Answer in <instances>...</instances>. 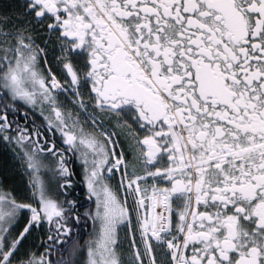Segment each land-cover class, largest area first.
I'll return each instance as SVG.
<instances>
[{"label": "snow or ice", "instance_id": "obj_1", "mask_svg": "<svg viewBox=\"0 0 264 264\" xmlns=\"http://www.w3.org/2000/svg\"><path fill=\"white\" fill-rule=\"evenodd\" d=\"M0 264H264V0H0Z\"/></svg>", "mask_w": 264, "mask_h": 264}, {"label": "flooded vegetation", "instance_id": "obj_2", "mask_svg": "<svg viewBox=\"0 0 264 264\" xmlns=\"http://www.w3.org/2000/svg\"><path fill=\"white\" fill-rule=\"evenodd\" d=\"M77 171H79L78 168H77ZM77 191H79V192L82 193L83 192V189L82 188H79V189H77ZM81 203L84 204V207H87L88 206L87 203H85V201L83 199L81 200ZM81 210H83V209H81ZM87 228H88V230L91 229V221L88 222Z\"/></svg>", "mask_w": 264, "mask_h": 264}]
</instances>
